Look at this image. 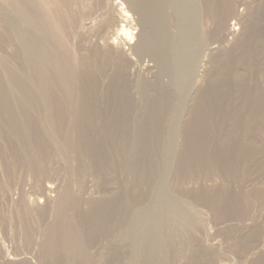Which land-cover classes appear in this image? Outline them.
I'll list each match as a JSON object with an SVG mask.
<instances>
[{
  "label": "bare ground",
  "instance_id": "1",
  "mask_svg": "<svg viewBox=\"0 0 264 264\" xmlns=\"http://www.w3.org/2000/svg\"><path fill=\"white\" fill-rule=\"evenodd\" d=\"M164 2L165 0H139L140 22L148 29L140 42V48L143 51L150 50L149 53L168 69L169 61L174 62L178 57L171 55L172 37L168 30V15L164 10ZM199 2L204 8L200 21L208 18V22H211L209 19H213L211 30L208 28L207 31H210L205 32L207 36L212 39L223 34L237 37L228 48L220 49L221 51L216 50L212 43L209 44L210 47H206V51L211 55L206 60L202 59L203 63L197 68L196 76L189 84L188 94L182 106L185 116L175 122L177 135L180 136L178 139L181 140L172 148L173 153L169 160L164 158L162 145L166 140L173 139L172 135L168 134V126L174 120V93L171 89L170 91L161 87L155 94L148 91L145 93L141 108L137 104L140 101L130 102L128 80L132 74L130 75L128 70L131 62L123 50V45L131 43L133 38V32L127 25L130 18L128 10L123 3L113 0L104 11H97L100 13L96 19L89 18L82 24L78 48L80 102L75 114L74 163L71 171L74 170V176L78 179L81 176L87 178L90 185L84 184L81 190L74 191L77 194L75 198L81 199V206L84 208L81 209V217L77 215L82 218L84 228L80 227L83 230L78 231V227L71 226L65 213L63 214L61 220H64V225L60 220V224L64 226L63 232L60 231V243L57 241L61 253L58 246L55 248L62 255L56 257L57 259L53 257L55 261L52 263L60 264L63 256H76L86 264H153L154 247L159 243L163 229L159 223L162 218L168 223L177 219L176 222L180 225V237L172 241L173 258L167 264H231L227 255L229 249H223L224 239L226 249L228 247L230 250L241 252V264H247L261 256L262 252L259 251L264 250V247L253 246L258 242L250 247L246 244L258 231L257 221L246 223L245 215H248V211L244 208L243 211L242 207L239 212H229L230 215L234 214V217L244 216L243 223L240 218H237L238 221L235 219V222L234 219L231 220L233 222L225 221L222 207L229 203L231 207L235 206V203H231L238 200L249 203L247 206L252 205L250 209H253V204L257 203L258 198H264V41L258 37L256 41L260 43L257 44H261L259 49L253 51L249 48L255 39L254 36H259L258 33L262 32L259 26L264 22V0L253 1L254 5H249L245 12H240L241 8L239 9L237 17L235 16V24H239V28L228 21L237 12L235 4L244 3L242 0ZM247 2L245 4L248 5ZM8 42L5 19L0 15L2 51L6 52L4 45ZM0 65L10 72L14 71L6 61L4 63L1 56ZM146 69L150 71L148 65ZM32 102L33 93L26 84L14 83V87L8 86L0 77V196L9 191V186L6 187L2 181L3 172L7 174L8 182L13 183L19 169H25L36 177L45 176L53 169L51 158L61 155L57 140L51 135H46L45 128L39 126L32 118L29 111ZM60 109L61 106L56 101V115L59 118ZM45 112L46 109H43L44 114ZM35 154L42 158L49 157L46 170H41L34 163ZM65 161L67 162L66 159ZM55 165L54 168H57L58 165ZM42 173L45 174L41 175ZM53 173L55 172L52 171ZM50 179L52 182V178ZM37 181L34 183L36 186ZM63 183L59 185V193L52 206L38 205L34 197L30 199L31 196L26 200L23 196L20 200V237H17L21 238L20 242L23 241L27 245L35 239L37 236H34L42 230L41 223H45L44 232L48 233L51 222L57 225L58 219L52 221L54 214L57 215L63 204L69 202L63 192L65 189H62ZM48 184L44 187L40 185L46 195L53 189V186ZM31 185L33 187V184ZM96 191L101 194L95 196ZM6 196L4 194L2 197L6 199ZM202 207L206 208L213 218V231L209 230L210 220L207 219L206 222V210H202ZM3 208L0 203V223L3 228H9L10 221ZM261 222L263 224V221ZM54 231L52 232H59ZM9 232L16 234L15 230ZM47 234L43 233L44 236ZM257 234L256 237L261 235ZM50 235L54 236L51 233ZM257 239L255 240L259 241L260 238ZM2 242L0 240V264H36L30 259L29 261L28 256L23 253L10 255ZM48 244L52 248L53 240L48 239L46 246ZM243 248H247L245 254L242 253ZM47 251L43 250L46 254ZM139 251L144 254L141 260L138 257ZM224 251H227L226 255ZM84 262L82 264H85ZM254 262H257V259Z\"/></svg>",
  "mask_w": 264,
  "mask_h": 264
},
{
  "label": "rangeland",
  "instance_id": "2",
  "mask_svg": "<svg viewBox=\"0 0 264 264\" xmlns=\"http://www.w3.org/2000/svg\"><path fill=\"white\" fill-rule=\"evenodd\" d=\"M111 1L113 0H0V15L5 19V24L7 26V33L9 36L8 44L6 43L4 45V47H6L5 50L7 53L2 51V49L0 48V56L3 58L4 63L6 61L14 69V71L10 72L9 69L5 68V66L0 65V77L1 79H4L8 83V86L11 85L14 87V83L16 84L24 83L27 85L28 89L33 93V102L31 103V106H29L30 107L29 111H30L32 118L35 119V122H37L39 126L46 129V130L44 129V131L47 133L46 135L48 136L51 135L57 140V142L59 143L58 144L59 154L63 156L62 158V156L60 155L61 160L59 156L57 158L55 156L54 159L51 158L50 156L52 160L51 162H53L52 171L55 173L52 174V171L50 172L51 174L47 172V175L45 174L46 172L42 173L41 175L45 174V176L43 175L44 177L41 175H40L41 177H36L34 174H33L34 176L30 175L32 173L26 171L25 169L24 170L19 169L17 172V177L15 176L16 178H14L15 180L13 183V181L8 182L9 178H7L8 176H6L7 175L6 173L4 172L2 173V181L4 182L6 187L9 186L8 187L9 191L7 190L8 192L6 191L4 192L5 196L7 195L6 199L5 197H2L4 196V194L2 193L0 197L2 199L4 198L5 200L0 199V203H2V207H4L3 209L7 213L6 215L9 221L10 222L12 221L11 223L9 222L11 226H9V228L7 226L6 228H8L9 231H13V232L15 230L16 234L15 232L12 233V232L7 231V229L3 228V226L0 223V240L1 242L5 240L2 242V245L3 247H6L4 249L6 251L8 250L7 252L9 254L11 253L10 255H13V253L14 254L23 253L26 255V257L28 256L27 257L28 260L30 259L33 261V263H36V264H38V262L40 264H49V263L55 264V263H52L55 261L53 260V257L57 259L56 257H59V255H62L60 254L61 253V250L59 248L60 245L57 243V241L60 243V238L62 235L60 231L63 232L64 226L62 225H64V222H63L64 220H61V219H63L64 213L68 219L69 224H71V226L78 227L76 228L78 231L83 230V229H80V227L84 228L83 221L81 220L82 218H79L81 217L82 215L81 211L84 210V208H82L81 206V203H82L81 199L75 198L77 194L74 191L81 190L84 184L90 185V183H89V180L87 178H84L83 176H81L78 179L76 176H74V170L71 171V168L73 167V163H74L73 162V142H74L75 127H76L75 126V114L79 107V102H80V81L78 78V72H79V64H78L79 49L78 48L80 44L81 32L83 29L82 24H84V21L85 20L88 21L89 18L90 20L94 18L96 19L99 15L98 13H100L101 11H104L105 8L108 7ZM117 1L123 3V5L126 7V10H128L130 18L128 20L129 24L127 25L130 26V29L133 32L132 33L133 38L131 40V43L123 45L125 46L123 47V50L126 54H128L127 56L131 62V64H129L131 65L129 66L130 69L128 70L129 74L130 75L132 74L131 76L129 75L130 80H128L130 102L133 103L134 101L136 102L140 101L137 104H139L140 105L139 107L141 108L144 98H145V93L148 91L152 94H155L158 91V89L161 87L163 88L165 87L169 90L171 89L172 91L171 90L170 91L174 93L175 100H174L173 110H172L174 120L170 122L168 126L169 127L168 134L169 136L172 135L171 137L173 139L170 138L168 139V141L166 140L164 144L162 145V150H163V153L165 154L164 158L165 160H169V158L172 156V153H173L172 148L175 147L176 144L180 143V140H181V139H178V137L180 138V136L177 135L175 122L181 116H185L183 115L184 112L182 111V106H183V100L188 94L187 92L189 90V84L192 80H194V77L196 76V73H197L196 70H198L199 69L198 67H200V65L203 63L202 59L206 60L211 55V54L209 55V53L207 52L208 50L206 49V47H210L211 45L210 43H212V45L215 46L216 50L217 49L222 50L223 48H228L230 44H232L235 41V38L237 37V35H234L235 37L234 36L230 37L231 35L225 36L223 34L224 36L223 35L218 36V38H214V39L207 36L205 32H209L211 30L213 26V19L212 18H210L211 20L209 19V21L211 22H208L207 20L208 18L207 19L205 18V20L203 19L205 22L202 19L200 21V18H202L203 13H204V8L200 4L199 0H165L164 10L167 12V15H168V23H169L168 30L170 32V36L172 37V42H171L172 43L171 44L172 54L171 55L172 56L175 55L178 57V59L175 58L174 62L169 61L168 69H166L165 66H163L157 59H155L153 55L149 53L150 50L143 51V49L140 48L141 47L140 42L144 39V36L145 34H147L148 29L145 26H143V24L140 22L139 0H117ZM233 1H237V0H233ZM246 1H248L247 2L248 5L245 4ZM253 1H257V0H253ZM242 2L244 3L239 4V2H237L235 4V8L237 12H235L236 14L233 15L228 21V23L231 22L234 24V26L236 25V27L239 26V24L238 25L235 24L236 23L235 19L237 17V13H239V9L241 8L240 12H242V10L243 12H245L247 9H249L248 7L249 5H254L253 4L254 2L253 3L251 1L249 2V0H245V1L242 0ZM242 4L243 5L245 4L246 6L245 5L243 6ZM97 11H100V12H97ZM262 24L259 26V29L261 28L260 30L262 32L258 30L261 32V34L258 33L259 36L257 35L256 37L254 36L255 39L253 40V42L255 45L253 44V42L250 43L249 48L253 51L255 49H259V46L261 45V44L260 45L257 44V43H260V42H257L258 37L259 39L261 38L260 40L264 41V32H263L264 29H262L264 28V25ZM208 28L210 29L209 31H207ZM216 39L220 41L217 42ZM230 39L232 41H230ZM213 41H214V44H213ZM203 42H204V45H202ZM262 45L264 46V42ZM186 51L188 52L186 53ZM42 59H43V62H41ZM132 62L135 63V64L133 63L134 66L132 65ZM147 65L150 67V71L146 69ZM194 66L195 67L197 66V67L195 68ZM56 101L61 106V109L58 113L60 118L57 117L56 115L57 113ZM43 109H46L45 114L43 113ZM33 157L35 158L34 163H36L38 168H40L41 170H46L47 165H48V160H50L48 159L49 157L42 158L40 156H36V154ZM65 159L67 160V162L65 161ZM54 164L58 165V167L55 165V167L57 168H54ZM65 164L67 166L70 165L69 168L65 166ZM67 171L70 175L67 174ZM55 174L56 175L60 174L61 176H58V175L56 176ZM54 175L55 177H53ZM20 176H23V177H20ZM50 178H52V182ZM55 178H58V179L56 180ZM64 178L65 180H63ZM39 179H42V180L39 181ZM36 180H38L37 186L35 185ZM44 181L45 182L48 181L47 182L49 183L48 185H52L53 189L55 188L54 190L52 189L51 191L47 192L49 193L47 195H46V192H44V190L42 189V186L44 187L47 184V183H44ZM62 183H63L62 189H65L63 192L65 194L66 200H68L69 198V202L68 203L65 202L63 204L61 209L57 211V215L56 213L54 214L52 221H55L56 219H58L56 220L58 222L57 225L53 224L55 222H51V225L49 227L51 229L47 230L49 231L48 233V232H44L46 230L44 227L45 223H41L43 228L40 224V229L42 230L44 229L43 233L44 234L48 233L47 234L48 239L53 240L54 248L52 247L53 248L52 249L50 245L48 244L49 246L48 245L47 246L49 247L48 248L49 251H47L48 249H47L46 244L48 243V239L46 235L45 236L43 235L42 230L41 232H39L37 235L34 236V237L37 236L35 239L33 238V240L29 242V244L31 243L30 244L31 246H29L28 243L27 245L26 243L24 244L23 241L20 242L21 238L17 239V237H20L18 236V231H19L18 228H20L19 220L21 218L20 214H21V208H22V205H19L21 203L20 200H22L23 196L25 197L23 198L24 200L28 199L31 196L30 199L31 198L33 199L34 197L36 201L38 202L37 203L38 205L41 204V206H46L48 204L47 206L49 205L52 206V204L55 202V199H57L56 197L58 195L57 193H59V185L61 186ZM31 184H33L34 188L32 187ZM41 184L42 186H40ZM20 192H22L23 194L22 193L20 194ZM41 192L43 194H41ZM33 193H35V195ZM94 193H95L94 194L95 196H98L101 194L98 191ZM46 196H48V198ZM234 198L235 197H231V199H234ZM258 199L259 200H257V203H255L257 205L253 204L254 205L253 209H250L252 205H249L248 207L247 204L249 203L246 204L245 201L244 202L241 201L242 202L241 203L238 200H235L231 204L233 205L235 203L236 205L234 204L235 206H232V207L230 206V203L225 204L222 207L223 208L222 216L225 218V221H228V222H230L233 219H234L233 221L235 222L237 218H240L243 223V221H245L244 220L245 217H246L245 218L246 223L248 222L250 223L253 220L257 221L258 231H256L254 235H252L253 237L252 236L250 237L251 241L248 239V243L246 244H248V246L250 247L252 246L253 243L255 244V242L256 243L258 242L257 244L260 243L259 245L255 244L253 246L254 247L261 246L263 248L264 244L263 245L261 244L264 243L263 242L264 232L262 231L264 230L263 228L264 227V218H263L264 217V214H263L264 198L262 199L258 198ZM260 199L263 201H261ZM187 201H189V199ZM259 201L262 202L263 204L260 203ZM258 202L260 203V207H258L259 206ZM239 203H241V205ZM8 204L10 205L8 206ZM5 206H7L6 209L11 207L8 209L9 211L5 209ZM255 206L258 208H256ZM241 207L243 211L245 210L248 211L247 214L249 215L250 218H248V215H245V217L244 216L234 217V214H232L233 216L230 215L229 211H231V213L239 212ZM12 208L13 210L11 211L10 209ZM258 209H260V211H258ZM202 210L205 211L206 208L204 209V207H202ZM207 211L208 210L204 212L205 218L207 217L206 222L210 220L209 221L210 224L208 223L209 230H212V229L214 230L213 218L211 217L209 213H207ZM14 214L16 215L14 216ZM228 217L232 219H229ZM257 217H259V219L261 220L257 219ZM10 218L12 220H10ZM224 218H222V220H224ZM16 220L18 221L17 223H16ZM60 220L63 223L62 225L60 224L61 223ZM176 221L177 219L173 222L168 223L165 221L164 218L159 219V223L162 225L163 229H162L161 236L159 238L160 239L159 243L156 244L154 247L155 249L153 253L154 260L152 261L153 264H167L173 258L172 241L180 237L179 228H178L180 225ZM261 221H263V224H261L262 223ZM52 224L55 227L57 226L56 227L57 230L56 228L54 229L55 231H59V232L54 231V229L52 228L54 226H52ZM258 227L260 228V230ZM52 231H54L55 233H53ZM4 232L7 234L5 235ZM10 233L13 235V237ZM50 233L54 234V236L52 235L53 236L52 237ZM259 233L261 235L256 237V234L259 235ZM3 234L4 236H2ZM57 235L58 236L60 235V236L58 237ZM5 237H8V238H5ZM55 238H57L58 240ZM246 238L247 236H245L244 239ZM254 238L255 239L260 238L259 241L261 242L257 241L258 239L255 240ZM35 240L38 242H34ZM225 240L226 239H224L223 249L227 251L229 249V251L228 252L224 251V255H226V252H227L228 257L231 259V260L229 259V262L231 264H239L242 261V260L239 261V259H242L241 252L234 251L233 249L230 250V248L228 247L226 249ZM16 242H18L19 245L21 243L22 246L24 245L25 247L17 245L18 243ZM54 242L57 244H55ZM14 243L16 244V246ZM34 243L35 245H33ZM40 245L41 246L45 245V247L43 246L41 247ZM37 246L39 247L38 249H37ZM246 246L247 245H245V247ZM21 247L24 251L21 249ZM56 247L59 249L57 250L60 253L55 249ZM245 249L246 250H244L243 248L242 253H244V251L245 253L247 252V248ZM28 250H30V252ZM43 250L47 251V254L46 252L44 253ZM91 250L89 249V251ZM26 251H28V253ZM52 251L53 253L55 252L54 253L55 255L52 253ZM232 252H235V253L232 254ZM259 252H262L263 255L261 253V256L264 257V250L262 249ZM259 252H258V255L260 254ZM56 254H58V256ZM45 256H47L48 258H46ZM261 256L259 255V259L257 256L255 260L253 261L251 260L247 264H251V262L252 264L262 263L264 259H260V258H263ZM70 257L68 258L66 256L65 257L63 256V260L62 259L60 260V264H66V263L69 264V262L70 264H72V262L73 264L74 263L82 264L84 262L82 260H79L80 258L78 257L76 258V256L75 257L70 256ZM138 257H139V260L144 258L143 252L139 251ZM50 258H51V261H50ZM256 259H257V262H254L256 261ZM0 262H1V259H0ZM176 263L179 264L180 262H175L174 264Z\"/></svg>",
  "mask_w": 264,
  "mask_h": 264
}]
</instances>
